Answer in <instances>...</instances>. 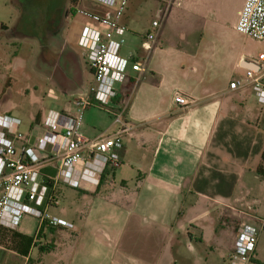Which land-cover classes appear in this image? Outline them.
<instances>
[{
	"label": "crops",
	"instance_id": "obj_1",
	"mask_svg": "<svg viewBox=\"0 0 264 264\" xmlns=\"http://www.w3.org/2000/svg\"><path fill=\"white\" fill-rule=\"evenodd\" d=\"M166 1L129 0L125 20L138 9L153 10L162 17L163 27L175 3L172 0L164 16ZM244 3L237 9L236 24ZM93 6L95 14H112L105 6ZM8 26L3 23L1 29ZM164 29L149 56L152 62L155 59L154 65L151 63L142 82L136 81L133 87L136 90L124 119L130 132L122 137L121 166L99 184L86 180L77 188L91 203L84 227L78 233L70 231L77 234L74 264H113L117 258L138 254L145 258L144 264H151L146 257L153 250H157L153 257L156 264L171 255L188 261L182 251L187 235L191 251L210 250L200 255V260L221 255L231 261L237 226L264 229V218L257 220L252 213L259 202L257 187L264 183L256 171L264 151V111L252 113V91L230 90L234 76L223 82L214 67L196 54L183 51L184 47H171ZM246 61L255 60L244 54L235 59L237 73L244 74ZM134 77L133 73L128 75L124 88ZM81 93L60 94L58 99L67 98L60 108L73 106L74 97L85 96ZM177 94L188 100L189 106L176 103ZM91 107L98 104L93 101L87 109ZM114 125L113 121L110 128ZM33 131L40 133L39 128ZM59 163L48 162L43 175L56 172L57 176ZM128 178L137 179L136 191H130ZM117 181L122 182L118 193L114 189ZM107 183L108 187H103ZM64 231L69 230L58 227V232ZM34 247L24 257L27 261ZM253 259L260 261L256 256Z\"/></svg>",
	"mask_w": 264,
	"mask_h": 264
},
{
	"label": "rangeland",
	"instance_id": "obj_2",
	"mask_svg": "<svg viewBox=\"0 0 264 264\" xmlns=\"http://www.w3.org/2000/svg\"><path fill=\"white\" fill-rule=\"evenodd\" d=\"M242 1L244 0H175L170 9L169 20L163 23L165 29L162 27L161 30L164 29L166 40L171 47L176 50L184 47L183 51L188 52L190 55L196 54L199 60H203L214 67L218 77L223 78V82H228L233 76L235 79H240L244 74L240 71L237 73L234 69L235 59L244 54L249 60H256L260 54H264V42L236 31L237 9ZM23 2L28 15L32 13L34 15V12L37 11L35 6L39 3L44 7H48L56 0H23ZM93 5L100 4L91 0L82 1L79 5V13L73 20L69 19L67 34V40L78 54L79 61H76V65L79 67V73L82 74L85 89L88 91L95 86L96 81L88 61L83 60L81 57L84 50L78 47V41L84 26L94 25L93 20L84 14V12L88 14L95 12ZM128 7L119 19V23L126 27V32L122 37L117 38L124 40L122 54L125 57L136 56L141 61L146 55V51L143 49L144 37L148 31H154L153 20L158 19L161 21L162 17L153 10L141 12L138 9L131 12L129 20L126 21L125 15L128 13ZM112 10L116 11L117 9ZM19 11L20 9L17 7L15 0H0V30L3 23L9 26L15 23L20 16ZM28 54L26 45H23L21 41L16 42L8 35L0 32V115H9L19 119L18 130L25 139L29 138L34 129L41 127L50 110L63 111L67 107L66 105L63 109L60 108L65 104L67 98L62 96L58 99L60 91L55 86L48 84V81L44 80L36 68L29 64ZM148 59L146 69L151 68L155 63V59H153V62L151 57ZM143 75L139 79L135 75L134 78L138 84L142 82ZM128 83L125 89L130 90L133 86L132 81H128ZM249 96L251 95L247 97ZM93 97L90 92L89 97H74L73 101L88 99L91 103ZM251 107L254 115H260L264 111V105L259 103L255 96H252ZM118 112L119 109L116 106L103 108L98 105L96 108H88L84 111L81 134L93 138L100 132L106 134L115 132L120 127L119 124H115L111 128L110 125ZM37 115H41V120L35 124ZM22 141L25 142V140ZM22 141L17 143L19 150H21ZM128 179L130 191H136L137 179ZM109 182L111 184L114 182L113 173L110 174ZM121 183V181H117L114 186L116 193L120 192ZM108 184L103 187L107 188ZM59 188L56 193L58 205L50 209L49 215L70 223L71 228L63 227L69 231L61 233L58 232V227L47 226L43 232V238L39 240V236H37L39 221L30 213H26L20 221L18 230L22 234L30 236H34L36 233L34 237L37 236V244L48 245L54 243V250L42 254L39 248L35 246L30 261H27L14 251L12 242L8 237H5L7 232L3 230L1 232L4 233L1 234L0 232V264H74L73 254L77 243V234L75 233H78L86 224L85 216L91 200L84 198L77 188L64 183H61ZM256 192L259 202L256 211L252 213H254L253 217L259 220L264 218V183L258 185ZM238 227H236V230ZM70 231L75 233L71 234ZM195 242L193 240V243ZM190 244V238L187 235L182 251L189 259L188 261L171 255L162 257L159 264H231L229 258L221 255L219 258L205 260L202 257L203 259L200 260V255L210 253V250L197 249L194 252L191 251ZM156 251L153 250V254L146 257V260L149 258L148 261L151 264H156L153 258ZM158 251L160 252V250ZM136 252H139V250H136ZM255 256L260 261L256 262L253 259L250 264H264L263 228L259 232ZM142 257L139 254L129 258L120 257L115 259L113 264H144L142 259L145 258Z\"/></svg>",
	"mask_w": 264,
	"mask_h": 264
},
{
	"label": "built area",
	"instance_id": "obj_3",
	"mask_svg": "<svg viewBox=\"0 0 264 264\" xmlns=\"http://www.w3.org/2000/svg\"><path fill=\"white\" fill-rule=\"evenodd\" d=\"M91 1L110 10L117 9L106 16L88 14L82 10L94 25L84 26L78 45L84 50L96 81L92 88L93 101L103 108L118 107L114 124L120 127L113 134L102 133L95 138L83 136L81 128L84 111L90 105L88 99L77 100L73 106L67 104L63 111L50 110L41 127L38 125L39 135L32 132L26 139L18 130L19 119L0 115V226L8 231L18 230L26 213L38 219V232L45 224L71 228L70 223L49 215L50 209L58 205V185L64 183L78 188L86 180L99 184L107 170L114 171L122 164V137L130 132L124 119L135 85L127 90L124 84L130 72L137 75V79L145 72L163 21H154V31L145 35L143 49L146 55L141 61L136 56L125 57L122 54L124 40L119 38L125 34L126 27L119 23V19L129 0ZM171 4L172 0L166 1L164 16ZM235 28L241 34L264 42V0H245ZM253 64L256 69L246 68L242 78L230 83V90L249 89L264 105V54H260ZM174 100L183 107L190 104L179 94ZM19 141H22L21 150L17 146ZM52 160L60 163L53 185L49 186L43 181L42 169ZM259 232V229L249 225L238 227L231 264L251 263Z\"/></svg>",
	"mask_w": 264,
	"mask_h": 264
},
{
	"label": "flooded vegetation",
	"instance_id": "obj_4",
	"mask_svg": "<svg viewBox=\"0 0 264 264\" xmlns=\"http://www.w3.org/2000/svg\"><path fill=\"white\" fill-rule=\"evenodd\" d=\"M15 1L20 16L15 23L2 28L0 32L26 45L29 64L60 94L76 90L82 91L81 94L86 97H89L90 92L93 94L92 89H85L82 74L76 65L78 54L67 40L69 19L73 20L79 13L82 0L76 5L74 0H56L48 7L39 3L35 6L37 11L34 15H28L23 0ZM81 57L85 59L84 52Z\"/></svg>",
	"mask_w": 264,
	"mask_h": 264
},
{
	"label": "trees",
	"instance_id": "obj_5",
	"mask_svg": "<svg viewBox=\"0 0 264 264\" xmlns=\"http://www.w3.org/2000/svg\"><path fill=\"white\" fill-rule=\"evenodd\" d=\"M79 1L80 0H74V4L76 5ZM131 81H132V85H134L135 81H133V80H131ZM129 87H131V86L129 85ZM40 120H41V115H37L36 120H35V124L39 123ZM111 172H113V170H111V169L107 170L104 173V175L102 176V178H104L108 173H111ZM257 173L264 179V151L262 154V164L257 168ZM42 176H43L44 183L48 184L49 186H52L53 185V178H55L56 172L53 173V175H51V176H45L42 173ZM46 227H47V225L45 224L39 229V232L37 234V236H39L38 237L39 240H41L43 238V232H44V230H46ZM3 230L7 232L5 237H8L10 239V241L12 242L13 247H14L13 248L14 251L23 257H28L30 254V250L34 246L38 247L39 251L42 254L49 253V252L53 251L55 248L54 243L48 244V245L37 244V240H36L37 236L36 237L28 236V235H25V234L18 232V230L8 231L5 228L0 226V232ZM2 233H4V232H1V234ZM29 261H30V258H29Z\"/></svg>",
	"mask_w": 264,
	"mask_h": 264
},
{
	"label": "water",
	"instance_id": "obj_6",
	"mask_svg": "<svg viewBox=\"0 0 264 264\" xmlns=\"http://www.w3.org/2000/svg\"><path fill=\"white\" fill-rule=\"evenodd\" d=\"M247 62V61H246ZM245 66H246V68H253V69H256V65H254L253 63H249V62H247V63H245Z\"/></svg>",
	"mask_w": 264,
	"mask_h": 264
}]
</instances>
